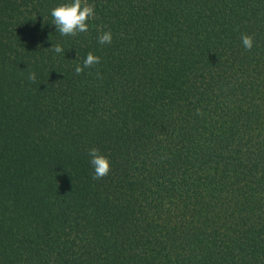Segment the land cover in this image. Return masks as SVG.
<instances>
[{"label":"trees","instance_id":"obj_1","mask_svg":"<svg viewBox=\"0 0 264 264\" xmlns=\"http://www.w3.org/2000/svg\"><path fill=\"white\" fill-rule=\"evenodd\" d=\"M66 2L0 0V264H264V0Z\"/></svg>","mask_w":264,"mask_h":264},{"label":"clouds","instance_id":"obj_2","mask_svg":"<svg viewBox=\"0 0 264 264\" xmlns=\"http://www.w3.org/2000/svg\"><path fill=\"white\" fill-rule=\"evenodd\" d=\"M94 8L95 6L88 4L86 0H69V2L62 3L51 9L50 15L53 18L51 24L55 26L56 31L61 36L76 37L79 33H86L89 30V24L87 22L94 18ZM241 40L245 50H251L253 48V36L242 34ZM111 42L112 33L110 30L98 35L99 44H111ZM49 49L57 54L64 55L65 53V49L60 44H53ZM100 62V57L89 52L82 63L76 64L74 72L76 75H80L86 69H90ZM28 79L30 82L35 83L37 79L36 73L30 72ZM88 154L91 157L90 164L94 169L93 179L100 180L107 176L111 171L109 158L101 154L97 148L89 149Z\"/></svg>","mask_w":264,"mask_h":264}]
</instances>
